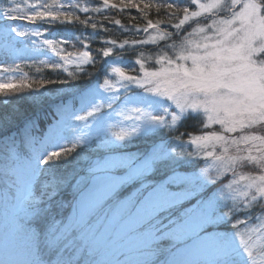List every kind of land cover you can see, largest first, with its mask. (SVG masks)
Masks as SVG:
<instances>
[{"label": "snow or ice", "instance_id": "snow-or-ice-1", "mask_svg": "<svg viewBox=\"0 0 264 264\" xmlns=\"http://www.w3.org/2000/svg\"><path fill=\"white\" fill-rule=\"evenodd\" d=\"M0 264H264V0H0Z\"/></svg>", "mask_w": 264, "mask_h": 264}, {"label": "trees", "instance_id": "trees-1", "mask_svg": "<svg viewBox=\"0 0 264 264\" xmlns=\"http://www.w3.org/2000/svg\"><path fill=\"white\" fill-rule=\"evenodd\" d=\"M92 2H97V0H92ZM133 12H134V10H132ZM122 22L123 23H125V24H127V23H129L130 21L128 20V18L127 17H123L122 18ZM114 27V26H113ZM90 31V30H89ZM33 72H34V70H33ZM22 103H24V102H22ZM26 106V105H25Z\"/></svg>", "mask_w": 264, "mask_h": 264}]
</instances>
